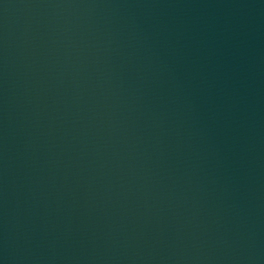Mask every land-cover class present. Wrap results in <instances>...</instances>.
<instances>
[{
    "label": "water",
    "instance_id": "1",
    "mask_svg": "<svg viewBox=\"0 0 264 264\" xmlns=\"http://www.w3.org/2000/svg\"><path fill=\"white\" fill-rule=\"evenodd\" d=\"M0 264H264V0H0Z\"/></svg>",
    "mask_w": 264,
    "mask_h": 264
}]
</instances>
